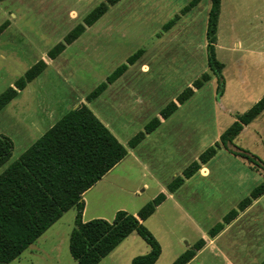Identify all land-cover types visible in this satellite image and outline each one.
Instances as JSON below:
<instances>
[{"label": "rangeland", "instance_id": "1", "mask_svg": "<svg viewBox=\"0 0 264 264\" xmlns=\"http://www.w3.org/2000/svg\"><path fill=\"white\" fill-rule=\"evenodd\" d=\"M106 1L7 0L0 6V29L7 19L1 9L8 11L13 5L14 13L19 14L14 27L0 35V56L4 54L7 60L0 58V93L37 63L51 62L9 109L11 118L21 119L28 102H40L57 116L74 101L86 100L118 68L143 51L124 78L106 90L93 107L122 145L128 147L195 82L202 81L207 73L210 79L214 77L208 68L207 51L210 0H203L177 21L176 15L192 0H122L77 41L65 45V51L55 61L51 60L49 53L64 44ZM174 20V27L166 29ZM216 48L218 61L224 65L222 90L217 87V79L214 84H205L201 91L195 90L193 98L136 149L133 158L86 196L84 221L99 218L112 222L120 211L139 213L161 194V185L167 190L196 158L199 160L220 141L237 117L249 113L264 98V0H222ZM9 110L0 113L3 135L9 133ZM234 115L236 118H232ZM19 139L16 152L0 174L19 160L25 148ZM233 147L264 163V118L258 117L247 127ZM211 162L210 178L195 177L186 182L175 201L160 207L144 225L156 234L157 238L152 235L163 248L157 264H173L204 239L205 232V240L210 241L209 231L264 184V174L259 169L249 168L242 158L228 152L222 151ZM77 215V209L65 214L11 264H77L69 249ZM240 217L234 226L233 222L224 226L220 238L193 264H262L264 196ZM150 251L149 245L134 233L101 264H132Z\"/></svg>", "mask_w": 264, "mask_h": 264}, {"label": "trees", "instance_id": "2", "mask_svg": "<svg viewBox=\"0 0 264 264\" xmlns=\"http://www.w3.org/2000/svg\"><path fill=\"white\" fill-rule=\"evenodd\" d=\"M122 0H107L94 10L65 40L49 53L51 60L57 59L70 45L77 41L87 28L95 25L112 6ZM2 2V0H0ZM202 0H192L183 10V14L196 8ZM207 41L208 65L211 72L222 80L223 64L217 59L216 44L222 0H211ZM176 21L178 18L175 19ZM171 21L166 29L174 26ZM1 33V30H0ZM143 55L139 51L127 64L118 68L107 80L87 97L92 103L133 66ZM47 68L41 61L31 68L24 77L16 82V89H9L0 96V112L17 97V90L26 86L40 76ZM210 82V76L204 75L202 81L195 82L193 88L187 89L176 102L171 103L160 118L152 120L145 130L129 142L128 148L101 122L85 104L67 114L53 129L29 149L17 162L0 174V264H11L30 249L62 217L73 209L78 215L75 228L70 238V254L77 264H100L122 242L136 233L150 247L149 254L138 257L132 264H156L162 255V247L152 233L144 226L157 209L166 201L165 194H160L146 205L138 215L125 211L116 214L112 222L102 219L83 221L85 211L84 196L100 183L114 168L129 155L128 149L135 150L147 138L156 132L163 121L171 118L179 109ZM264 113V98L249 113L239 116L237 122L221 136V145L212 147L203 153L198 162L187 168L182 177L176 178L168 186L171 193L177 192L201 168L208 164L221 146L252 165L264 174V163L249 153L233 147L235 139L244 128ZM13 143L0 136V171L10 161ZM264 196V184L258 186L239 204L237 210L225 216L222 224H217L209 231L211 238H216L224 226L234 222L239 213L246 211L254 201ZM206 243L200 240L173 264H189ZM264 264V262L262 263Z\"/></svg>", "mask_w": 264, "mask_h": 264}, {"label": "crops", "instance_id": "3", "mask_svg": "<svg viewBox=\"0 0 264 264\" xmlns=\"http://www.w3.org/2000/svg\"><path fill=\"white\" fill-rule=\"evenodd\" d=\"M7 0H2V2H0V6L1 5H3V4H5V2H6ZM10 2H12L13 0H9ZM203 1V0H202ZM107 2V1H106ZM105 2V3H106ZM210 2H211V0H210ZM191 3V2H190ZM189 6V5H188ZM187 6V7H188ZM199 6V5H198ZM197 6V7H198ZM196 7V8H197ZM111 8V7H110ZM109 8V9H110ZM196 8H194V9H192L189 13H187V14H183L182 12H183V10L185 9H183L181 12H180V14H178V15H176V18H178V19H180V16H186V15H188V14H190L193 10H195ZM211 8H212V2H211ZM211 8H210V11H211ZM2 10V12H3V15H4V17L5 18H7L6 20H5V22H4V24L3 25H5V27H3L2 29H0L1 30V33H0V35H2L3 34V30L4 31H9V30H11L13 27H14V22L16 21V20H18V16H19V14H16V13H14L16 10H15V8H13V5H11V7L9 8V10L7 11V10H4V9H1ZM220 17H221V15H220ZM209 19V18H208ZM174 27V26H173ZM172 27V28H173ZM207 30H208V28H207ZM1 37V36H0ZM207 43H208V41H207ZM216 47H217V44H216ZM207 48H208V44H207ZM207 51H208V49H207ZM216 51H217V48H216ZM217 54V53H216ZM0 58L2 59V60H6V56L4 55V54H2L1 56H0ZM218 59V58H217ZM7 61V60H6ZM53 61H55V60H53ZM43 62H45V64L47 65V68L49 67V65H50V63L51 62H46L45 60H43ZM221 63V62H220ZM38 64V63H37ZM36 64V65H37ZM222 64V63H221ZM224 66V65H223ZM46 68V69H47ZM208 68H209V65H208ZM209 70H210V68H209ZM211 71V70H210ZM223 71H224V68H223ZM223 71H222V73H223ZM44 73V72H43ZM42 73V74H43ZM127 73V72H126ZM41 74V75H42ZM40 75V76H41ZM207 75H209L210 77H211V75L210 74H208L207 73ZM212 75L214 76L213 78H215V79H210V84H214L215 83V80L217 79V87H219L220 89H221V81H220V78L218 77V76H216V75H214L213 73H212ZM25 76V75H24ZM23 76V77H24ZM40 76H38L33 82H35ZM124 78V75L119 79V80H117L114 84H116L118 81H120V80H122ZM33 82H31V83H29L27 86H26V88L25 89H23V90H17V97L13 100V101H11L7 106H6V108H4V109H7V110H9L10 108H13L14 106H15V104H16V102L21 98V96H23V94L26 92V89L28 88V86L29 85H31ZM16 84V83H15ZM15 84L12 86H10L7 90H5L2 94L0 93V96L1 95H3L6 91H8L9 89H16L15 88ZM114 84H112V85H109V87H108V89H107V91L108 90H110L113 86H114ZM209 84V85H210ZM222 90V89H221ZM199 91H201V90H199ZM198 91V92H199ZM197 94V93H196ZM223 96V91H222V93L220 94V97H222ZM262 100V99H261ZM261 100L259 101V102H261ZM96 102H97V100L96 101H94V102H92V103H88L87 102V100H85V99H81V100H76V101H74L70 106H68V107H65V108H63L62 109V111L60 112V114H58L57 116H56V114L54 113V111L53 110H49V111H47L46 109H45V107H44V105L43 104H41L40 102H39V104L38 105H34V104H32V103H27L26 104V110H24V112L22 113V116H21V119L19 118V116H18V120H15V119H13V116H12V118L10 117V115H9V112H10V110L8 111V122H9V125H8V131H9V133L8 134H6V135H3V134H0V136H4V137H7L8 139H10L11 141H12V143H13V152H12V157H13V155H14V153L16 152V150H17V145H18V142H17V140L19 139V137H20V139H21V141H22V143L20 144V145H23V147H25L24 149H23V152H22V154H21V156H20V158L29 150V149H31L39 140H41L51 129H53L67 114H69L71 111H74V110H76V109H78L81 105H83V104H85V105H87L92 111H93V113L101 120V122L116 136V134H115V132L112 130V128L106 123V122H104L103 120H102V118H101V116L98 114V112L97 111H95V109L93 108L94 106H95V104H96ZM258 102V103H259ZM257 103V104H258ZM186 104V103H185ZM256 104V105H257ZM255 105V106H256ZM183 105H181V106H179V109H178V111L181 109V107H182ZM254 106V107H255ZM253 107V108H254ZM252 108V109H253ZM3 109V110H4ZM251 109V110H252ZM2 110V111H3ZM1 111V112H2ZM177 111V112H178ZM0 112V113H1ZM176 114V113H175ZM260 117H262V118H264V113L261 115V116H259V118ZM232 118H236V116L234 115ZM170 119V118H169ZM168 119V120H169ZM237 119H238V117L236 118V121L234 122V123H236L237 122ZM168 120H166V121H163L162 122V125H161V127L164 125V123L165 122H167ZM255 121H257V119L256 120H254V122ZM253 122V123H254ZM11 123V124H10ZM252 124V123H251ZM250 124V125H251ZM234 125V124H233ZM249 125V126H250ZM249 126H247V127H249ZM13 127L16 129V130H14L13 129ZM160 127V128H161ZM247 127H245L244 128V130L247 128ZM159 128V129H160ZM158 129V130H159ZM157 130V131H158ZM244 130H243V132H244ZM156 131V132H157ZM242 132V133H243ZM15 133V134H14ZM155 133V132H154ZM153 133V134H154ZM241 133V134H242ZM153 134H151V135H149V136H147V138H146V140L138 147V148H140L141 146H144L143 144H145L146 142H148V140H149V138L153 135ZM240 134V135H241ZM223 135V134H222ZM239 135V136H240ZM238 136V137H239ZM237 137V138H238ZM116 138L119 140V138L116 136ZM19 139V140H20ZM217 145H221V138H220V141H218L217 143H215L214 145H212V147H216ZM212 147H210V148H212ZM126 148H128V147H126ZM138 148H136V149H138ZM209 148V149H210ZM131 150V149H128V151H129V155H128V157L122 162V163H120L116 168H114L100 183H98L95 187H93L89 192H87L86 194H85V196H84V201H85V211H84V214H83V221H84V218H85V214L87 213V202H86V196H88L89 194H92L93 192H95V190H97V188H99L100 186H103V184H105V182H107V180H109V178L111 177V176H113L114 174H116V172L119 170V168L121 167V166H123V164L127 161V160H129L130 158H133V156H134V152L135 151H137V150ZM222 151H225V152H228L229 154H231V155H233L232 154V152L231 151H229V150H227V149H225V148H223L222 146H221V148L218 150V152H217V155H219ZM205 153V152H204ZM217 155L213 158V159H215L216 157H217ZM233 156H235V155H233ZM11 157V158H12ZM235 157H237V156H235ZM19 158V159H20ZM200 158V157H199ZM240 158V157H239ZM212 159V160H213ZM211 160V161H212ZM244 160V159H243ZM18 161V160H17ZM16 161V162H17ZM199 160H198V158H196V161L195 162H198ZM209 162L208 164H206V165H201V168H200V170L198 171V173H196L191 179H193V178H195V177H198V178H200V179H202V180H206V179H208V178H210V175H211V172H210V170L208 169V166L212 163V162ZM245 161V160H244ZM245 162H247V161H245ZM15 163V162H14ZM248 163V162H247ZM13 164V163H12ZM11 164V165H12ZM248 167L249 168H251L252 167V165L251 164H249L248 163ZM184 173V172H183ZM183 173H182V175H183ZM182 175H181V177H182ZM191 179H189V180H186L185 181V183H184V185L186 184V182H190L191 181ZM159 183V182H158ZM183 185V186H184ZM182 186V187H183ZM260 186V185H259ZM161 188H162V192H161V194H165V196H166V201L164 202V204H162L160 207H162V206H164L167 202H169V201H172V202H174L175 201V198H176V195H177V192L182 188H180L177 192H175V193H171V192H169V190L167 189H165L164 188V186H160ZM256 189V188H255ZM254 189V190H255ZM253 190V191H254ZM252 191V192H253ZM252 194V193H251ZM250 194V195H251ZM250 197V196H249ZM248 198V197H247ZM246 199V198H245ZM244 199V200H245ZM255 202V201H254ZM159 207V208H160ZM158 208V209H159ZM158 209H157V211H158ZM234 210H237V209H234ZM156 211V212H157ZM233 211V210H232ZM156 212H155V214H156ZM138 213H135L134 214V216H136ZM155 214L151 217V218H149L145 223H144V225L145 224H149V221H151L152 220V218L155 216ZM240 214H242V212L241 213H239V216H238V218L232 223V226H234V224L235 223H237L240 219L239 218H241L240 217ZM225 218V217H224ZM99 219V218H98ZM93 220H97V219H92V220H90V221H93ZM224 220V219H223ZM90 221H84V222H90ZM193 223L195 224V221H193ZM219 224H222V223H219ZM51 229V228H50ZM151 232H152V234L156 237V234H154V232L151 230ZM207 234H206V232L204 233V239H201V240H204L205 241V243H206V246L204 247V249L203 250H201L199 253H198V255L194 258V260L192 261V262H190L189 264H193L194 263V261L195 260H197V258L208 248V247H210V246H212L219 238H220V234H218V236L216 237V238H210L211 240L210 241H206L205 240V236H206ZM130 238V237H129ZM129 238H127L124 242H122L107 258H109L110 256H113V254H115L116 252H118V250L123 246V244L129 239ZM157 238V237H156ZM158 241H159V239H158ZM162 250H163V248H162ZM163 256V251H162V255H161V257ZM160 257V258H161ZM107 258H105V259H107ZM104 259V260H105ZM103 260V261H104ZM160 260V259H159ZM158 260V261H159ZM102 261V262H103ZM158 263V262H157ZM156 263V264H157ZM101 264V263H100Z\"/></svg>", "mask_w": 264, "mask_h": 264}]
</instances>
